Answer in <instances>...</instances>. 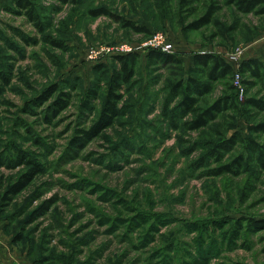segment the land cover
<instances>
[{"label": "rangeland", "instance_id": "rangeland-1", "mask_svg": "<svg viewBox=\"0 0 264 264\" xmlns=\"http://www.w3.org/2000/svg\"><path fill=\"white\" fill-rule=\"evenodd\" d=\"M30 1L40 30L13 1L0 4V64L11 73L0 93V264H264V168L250 160L237 172L206 171L217 165L213 143L235 130L264 146V133L250 132L243 111L251 124L264 118L244 105L262 96L264 81L239 71L243 60L258 58L264 74L260 7L247 13L238 7L243 0H214L219 9L211 22L194 29L188 25L199 9L183 13L180 25L177 0ZM98 7L120 20L88 13ZM156 33L166 40L154 43H170L179 63L149 62L152 47L143 44ZM122 46L138 60L121 113L96 137L73 144L104 103L102 87L88 108L84 95L99 76L104 87L114 56L128 53ZM201 51L220 54L234 73L213 80L199 106L233 94L239 109L227 103L205 127L187 129L171 88L189 76ZM97 62L105 64L100 71ZM53 83L59 91L46 102L64 92L68 106L46 121L47 103L31 101ZM242 151L244 143L235 142L223 161ZM20 156L40 171L13 193L30 168L18 165ZM201 157L207 164L195 166Z\"/></svg>", "mask_w": 264, "mask_h": 264}, {"label": "trees", "instance_id": "trees-1", "mask_svg": "<svg viewBox=\"0 0 264 264\" xmlns=\"http://www.w3.org/2000/svg\"><path fill=\"white\" fill-rule=\"evenodd\" d=\"M13 3L22 9L26 16L32 21L33 24L37 26V29H41L42 26L38 21V16L35 12L34 4L30 0H11ZM62 4L66 3H77L78 0H57ZM177 11L176 13L180 16V25H184V14L194 15L197 17L195 20L191 21L188 27L190 28H200L211 22L214 14L219 9V5L214 0H177ZM238 7L244 12L257 11L256 8L260 7L257 12L264 13V0H243L239 2ZM8 8V7H7ZM9 10V9H7ZM185 11V12H184ZM88 13L97 16V15H108L113 16L115 19L120 18L111 12L108 11L105 7L92 8L88 10ZM124 25L129 26L135 31H147L145 26H137L132 22L123 21ZM187 25V24H186ZM184 26L186 29L187 26ZM16 31V30H15ZM18 33V32H17ZM56 46H60V43H56ZM138 53L128 52L125 54H118L114 56V59L117 65L112 69L109 76H106L104 81V87L100 82L104 78H100L99 81H96L94 86L89 89L85 95L82 105L85 108L90 107V102L93 99H96L99 94L101 87L104 92V103L99 112V115L93 122L86 128H80L77 134L73 137V144H79L85 139H90L96 137L109 126L113 125L115 118L120 115V108L118 104L123 99V90L126 86L132 81L133 76L135 75V66L138 60ZM147 58L149 62L163 60L167 63H179L181 59L176 52H164L159 49H148ZM193 67L190 69L189 76L185 79H178L172 85V92L180 96L179 105L181 111L188 115V118L184 121V126L187 129H200L205 127L211 120L214 119L217 112L224 111L228 104L238 111V105L234 100L233 94H226L221 100H216L208 107H200L199 101L203 96L208 93L211 89V82L215 79L232 77L234 73L233 66L227 62L223 56L218 53L210 51H201L193 54L192 57ZM263 66V61L258 58H249L243 60L240 64L239 71L241 73L248 72L250 77L257 78L260 82L263 83L264 74L261 70ZM105 67L104 62H97L93 65L95 71H100ZM203 77L205 79H203ZM101 80V81H100ZM11 81V73L8 70H5L0 64V93L3 91L4 87L8 85ZM248 83V82H246ZM72 86V85H71ZM73 87V86H72ZM233 88V86H232ZM262 96L257 97L251 95L244 100V105H250L251 107L261 110L264 112V87H263ZM59 91L58 83H53L49 90H45L42 96H38L31 101L34 105L45 103L52 96V92ZM41 94V95H42ZM68 93H60L58 97L53 99L51 102L46 104L45 107V117L48 121L52 117H56L63 109L68 106ZM42 99V100H41ZM228 103V104H227ZM243 111L247 113L245 117L248 124V129L251 133L262 132L264 133V118L255 124L249 123L250 115L249 110L243 108ZM170 125L176 127L175 121L170 120ZM231 126H235V123H232ZM235 142L244 143V150L237 153L230 161H223L224 152H229ZM213 161L217 164L214 167L208 168L207 174L209 175H220L225 172H237L240 168L246 167L250 160H254L256 165L264 168V146L263 144L258 143L253 138H243L239 131L235 130L229 138L222 139V141H216L213 143L210 150ZM207 161V160H206ZM18 165H30L28 172L22 175L18 180L15 181V185L11 188V192L16 193L23 189L32 179L35 174L40 171L38 166L33 164L31 161L26 160L25 157L20 156L17 160ZM205 159L203 157L196 160L195 166H203ZM10 196L7 198L9 199ZM6 198V197H5Z\"/></svg>", "mask_w": 264, "mask_h": 264}, {"label": "built area", "instance_id": "built-area-1", "mask_svg": "<svg viewBox=\"0 0 264 264\" xmlns=\"http://www.w3.org/2000/svg\"><path fill=\"white\" fill-rule=\"evenodd\" d=\"M155 38H153L152 40H150L149 42H145L143 45L145 46H151L152 48H157V49H160L164 52H173V47L172 45L169 43V44H166V45H162V44H156L154 43V40L157 39L158 41H165L166 40V35L163 34V33H156L154 34ZM160 42V43H161ZM120 50L124 51V52H128V51H131V48L130 46H122V48H120Z\"/></svg>", "mask_w": 264, "mask_h": 264}, {"label": "crops", "instance_id": "crops-1", "mask_svg": "<svg viewBox=\"0 0 264 264\" xmlns=\"http://www.w3.org/2000/svg\"><path fill=\"white\" fill-rule=\"evenodd\" d=\"M5 1H7V0H0V4L4 3ZM259 53L263 55V53H264V49H263V50H260ZM261 57H263V56H261Z\"/></svg>", "mask_w": 264, "mask_h": 264}]
</instances>
